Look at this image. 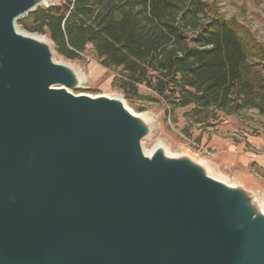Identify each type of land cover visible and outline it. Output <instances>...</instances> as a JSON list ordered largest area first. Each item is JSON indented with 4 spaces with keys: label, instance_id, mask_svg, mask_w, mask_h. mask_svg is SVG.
Segmentation results:
<instances>
[{
    "label": "water",
    "instance_id": "95a60500",
    "mask_svg": "<svg viewBox=\"0 0 264 264\" xmlns=\"http://www.w3.org/2000/svg\"><path fill=\"white\" fill-rule=\"evenodd\" d=\"M0 0V264H264V193L197 155H146L151 122L16 25ZM145 118V119H144Z\"/></svg>",
    "mask_w": 264,
    "mask_h": 264
},
{
    "label": "trees",
    "instance_id": "16d2710c",
    "mask_svg": "<svg viewBox=\"0 0 264 264\" xmlns=\"http://www.w3.org/2000/svg\"><path fill=\"white\" fill-rule=\"evenodd\" d=\"M209 8L202 0H60L20 24L67 59L90 45L102 66L119 69L125 97L127 86L144 83L171 109L192 105L194 123L217 110L264 114V47L235 20L208 17Z\"/></svg>",
    "mask_w": 264,
    "mask_h": 264
},
{
    "label": "rangeland",
    "instance_id": "374dc122",
    "mask_svg": "<svg viewBox=\"0 0 264 264\" xmlns=\"http://www.w3.org/2000/svg\"><path fill=\"white\" fill-rule=\"evenodd\" d=\"M59 1L49 0L47 5L56 4ZM202 1L213 7V10L209 8L208 17L217 13L225 19L235 20L237 24L243 26L251 34L259 45L264 47V0ZM22 18L16 21V25L24 30L20 24ZM29 33L44 37L49 42V38L45 34ZM52 52L57 61L70 65L83 78L81 87L71 90L72 93L91 96H121L123 104L128 110L137 116H144L149 119L151 122L150 133L142 140V148L146 153H150L159 143L167 156L177 157L195 154L198 157L197 161L202 163L209 161L214 156L215 150L211 151L213 153L211 156L201 155L196 152L198 151L196 145L207 147L215 138L228 139V141L233 142L235 147L237 144L244 143L242 151L230 150L225 145L222 151L238 153L239 156L251 154L246 156L245 163H241V161L230 162L228 166L212 170L210 174L231 186L242 182L253 189L262 190L264 193V177L256 167L257 160L264 159V144L251 146L246 142V135L259 136L264 139V114L259 113L257 109H243L240 113L231 114H224L219 110L215 113L211 111V118L207 122L194 123L186 115L192 105L171 109L170 105L158 98L144 83L127 86L128 96L125 97V93L119 87L124 81L119 69H109L102 66L90 45L76 59L65 58L53 47ZM254 62H259V60H254ZM207 148L209 149V147Z\"/></svg>",
    "mask_w": 264,
    "mask_h": 264
},
{
    "label": "crops",
    "instance_id": "0c3cea01",
    "mask_svg": "<svg viewBox=\"0 0 264 264\" xmlns=\"http://www.w3.org/2000/svg\"><path fill=\"white\" fill-rule=\"evenodd\" d=\"M246 142H248L251 146H260L262 144H264V139L259 137V136H247L246 135ZM224 145L228 148V149H233L234 151H242L244 148V143L241 144H237V146L235 147V145L233 144V142H231L230 140L228 141V139H220V138H215V140H213L209 145H207V147H209V149L214 152V156H212V158L207 161L210 166L213 168V170L219 169L221 167H225L228 166V163L230 162H239L241 161V163H245V160H247L246 156H248L249 154H243L240 155L238 153L233 154L231 151H222V148L224 147ZM251 155V154H250ZM249 155V156H250ZM255 158V156H254ZM258 158V157H256ZM259 159V158H258ZM252 161H255L254 159H252ZM257 165L256 167L260 170L261 175L264 177V159L262 160H257ZM239 164V163H237ZM239 166V165H237ZM229 169H232L231 167H229Z\"/></svg>",
    "mask_w": 264,
    "mask_h": 264
},
{
    "label": "built area",
    "instance_id": "2783aa9c",
    "mask_svg": "<svg viewBox=\"0 0 264 264\" xmlns=\"http://www.w3.org/2000/svg\"><path fill=\"white\" fill-rule=\"evenodd\" d=\"M196 146H197V149H198V151H196V152L200 153L201 155L204 154L206 156H211L213 154L211 152V150H209L207 147H204L202 145H196Z\"/></svg>",
    "mask_w": 264,
    "mask_h": 264
},
{
    "label": "bare ground",
    "instance_id": "6f19581e",
    "mask_svg": "<svg viewBox=\"0 0 264 264\" xmlns=\"http://www.w3.org/2000/svg\"><path fill=\"white\" fill-rule=\"evenodd\" d=\"M56 61H57V60H56ZM57 62L67 65L66 63H64V62H62V61H57ZM81 80H82V77H81ZM144 119H145V118H144ZM158 147H159V144H156L155 147L152 149V151L155 150V149L158 148ZM145 154H146V155H150L151 152H150V153H146V152H145Z\"/></svg>",
    "mask_w": 264,
    "mask_h": 264
}]
</instances>
